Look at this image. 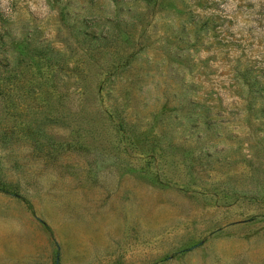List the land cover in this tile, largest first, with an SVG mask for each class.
<instances>
[{
    "label": "rangeland",
    "instance_id": "374dc122",
    "mask_svg": "<svg viewBox=\"0 0 264 264\" xmlns=\"http://www.w3.org/2000/svg\"><path fill=\"white\" fill-rule=\"evenodd\" d=\"M0 264H264V0H0Z\"/></svg>",
    "mask_w": 264,
    "mask_h": 264
}]
</instances>
